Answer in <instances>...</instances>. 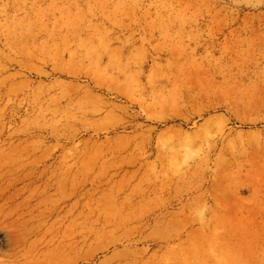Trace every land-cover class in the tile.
Masks as SVG:
<instances>
[{"label":"rangeland","instance_id":"obj_1","mask_svg":"<svg viewBox=\"0 0 264 264\" xmlns=\"http://www.w3.org/2000/svg\"><path fill=\"white\" fill-rule=\"evenodd\" d=\"M0 191V264H264V0H0Z\"/></svg>","mask_w":264,"mask_h":264},{"label":"bare ground","instance_id":"obj_2","mask_svg":"<svg viewBox=\"0 0 264 264\" xmlns=\"http://www.w3.org/2000/svg\"><path fill=\"white\" fill-rule=\"evenodd\" d=\"M17 195H18L17 192L10 193V194L8 195V197L6 198V200H13L14 198L17 197ZM4 196H5V195L3 194V191H0V200L4 199V198H5Z\"/></svg>","mask_w":264,"mask_h":264}]
</instances>
